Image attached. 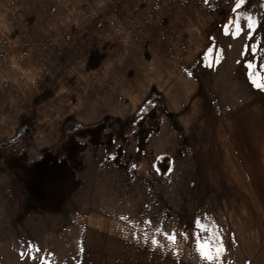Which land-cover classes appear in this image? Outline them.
Here are the masks:
<instances>
[{
  "label": "rangeland",
  "instance_id": "obj_1",
  "mask_svg": "<svg viewBox=\"0 0 264 264\" xmlns=\"http://www.w3.org/2000/svg\"><path fill=\"white\" fill-rule=\"evenodd\" d=\"M234 7L0 0V264H82L94 214L174 232L193 264H264V162L242 161L264 138L246 68L264 64V0L251 40L246 19L225 34Z\"/></svg>",
  "mask_w": 264,
  "mask_h": 264
},
{
  "label": "crops",
  "instance_id": "obj_2",
  "mask_svg": "<svg viewBox=\"0 0 264 264\" xmlns=\"http://www.w3.org/2000/svg\"><path fill=\"white\" fill-rule=\"evenodd\" d=\"M187 99H191V97L188 96ZM252 138H256V147H248L251 150V156L253 151L259 155L253 159L244 157L242 161L253 162L256 166L254 176L260 178L263 176V172L258 163L264 162V147L262 145L264 138L260 127L257 132L255 130ZM231 154L230 161L235 156H242V153L234 148ZM237 161L239 160H234V162ZM258 168H260L259 171ZM92 216L87 226L90 231L87 235L85 234L82 241V264L88 259H90V264H193L194 262L195 251L192 245L183 240L176 239L175 242H172L166 239L165 235L149 229L116 220L109 222L111 221L109 218L96 214ZM153 238L159 241L158 245L152 243Z\"/></svg>",
  "mask_w": 264,
  "mask_h": 264
},
{
  "label": "snow or ice",
  "instance_id": "obj_3",
  "mask_svg": "<svg viewBox=\"0 0 264 264\" xmlns=\"http://www.w3.org/2000/svg\"><path fill=\"white\" fill-rule=\"evenodd\" d=\"M205 3L208 2V0H204ZM246 3V0H235V7L233 9L234 12H236L238 9L242 8V6ZM246 21H247V28L249 29L248 33V39H252V33L255 32L256 28L259 26L260 21L253 17L250 13L246 15ZM232 29V30H229ZM243 32V29L241 28L240 25V18L239 16L233 18L229 22V25L226 26V35H233L234 37H238L241 33ZM246 48L250 51H257L259 49V46H254V45H248ZM209 51H213L212 49H209ZM215 59V58H214ZM246 68L250 70L248 72L249 78L251 80V83L258 89L264 90V64H261L257 62L256 64H253L251 61L247 62ZM133 167H136L133 165ZM150 224L151 221H148ZM196 224L200 228H204L205 226L200 223L199 219L196 220ZM157 232H160L165 235L166 239H169L172 242H175L176 240V234L173 232L171 234L165 233L163 231L162 227H158L156 229ZM187 234H185L186 236ZM152 243L155 245L159 244V241L156 238L152 239ZM198 250L201 253V256L208 260L209 262H212L214 260H219L220 253L222 251V245L218 244L216 246L215 252L212 251L211 245L210 244H198ZM35 252H40L41 250L39 248H34ZM24 257V254L21 253V258ZM32 259H36L35 256L31 257ZM42 260L45 258L41 257Z\"/></svg>",
  "mask_w": 264,
  "mask_h": 264
},
{
  "label": "trees",
  "instance_id": "obj_4",
  "mask_svg": "<svg viewBox=\"0 0 264 264\" xmlns=\"http://www.w3.org/2000/svg\"><path fill=\"white\" fill-rule=\"evenodd\" d=\"M255 2V0H246V3L242 6V8H240V9H238L236 12H233V17H232V20H233V18H235V17H237V16H239V18H240V22L242 21V20H244V19H246V13H247V10H248V7L249 6H251L253 3ZM230 30H232V29H230ZM257 32V30H255V32L254 33H256ZM258 33H259V37L261 38V42L259 43V44H263L264 43V28L261 26V27H259V30H258ZM261 59L260 58H257V60L256 61H254V64L255 63H257L258 61H260ZM250 71V70H249ZM248 81H249V83L251 84V85H253L252 83H251V80H250V78H249V76H248ZM258 89V88H257ZM261 90V89H260ZM262 91V93H264V90H261ZM160 162H164L163 160H160ZM167 167H166V171H169V169H170V166H171V160H170V158H168L167 159ZM163 169H165V167H163Z\"/></svg>",
  "mask_w": 264,
  "mask_h": 264
}]
</instances>
